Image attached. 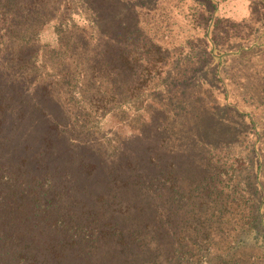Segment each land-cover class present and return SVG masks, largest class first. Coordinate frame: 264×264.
I'll return each mask as SVG.
<instances>
[{
    "label": "trees",
    "instance_id": "16d2710c",
    "mask_svg": "<svg viewBox=\"0 0 264 264\" xmlns=\"http://www.w3.org/2000/svg\"><path fill=\"white\" fill-rule=\"evenodd\" d=\"M263 50L264 0H0V264H264Z\"/></svg>",
    "mask_w": 264,
    "mask_h": 264
},
{
    "label": "rangeland",
    "instance_id": "374dc122",
    "mask_svg": "<svg viewBox=\"0 0 264 264\" xmlns=\"http://www.w3.org/2000/svg\"><path fill=\"white\" fill-rule=\"evenodd\" d=\"M259 56H262L261 58H260V60L258 61L259 62V68H258V70H257V67H256V65H255V63L254 62H249L248 63V66L250 65V64H252V66H253V70H257L256 72H259L260 74H263L264 73V50L262 51V52H260L259 54H258ZM254 58H255V56H254ZM245 60H243V62H244ZM246 65V64H245ZM242 67V66H241ZM244 69L245 68H240V69H238V71L237 72H239V71H241V72H244ZM259 77L258 76H255V78H254V80H253V83H257L258 84V81H257V79H258ZM209 103V102H208ZM109 125H113L112 123H110ZM121 130H127L126 128H121Z\"/></svg>",
    "mask_w": 264,
    "mask_h": 264
}]
</instances>
